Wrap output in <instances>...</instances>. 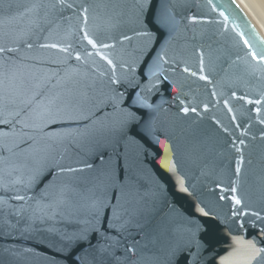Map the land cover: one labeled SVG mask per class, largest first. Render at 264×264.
Returning <instances> with one entry per match:
<instances>
[{
    "label": "water",
    "instance_id": "water-1",
    "mask_svg": "<svg viewBox=\"0 0 264 264\" xmlns=\"http://www.w3.org/2000/svg\"><path fill=\"white\" fill-rule=\"evenodd\" d=\"M0 47V264H264V38L235 0H0Z\"/></svg>",
    "mask_w": 264,
    "mask_h": 264
},
{
    "label": "bare ground",
    "instance_id": "bare-ground-1",
    "mask_svg": "<svg viewBox=\"0 0 264 264\" xmlns=\"http://www.w3.org/2000/svg\"><path fill=\"white\" fill-rule=\"evenodd\" d=\"M264 38V0H235Z\"/></svg>",
    "mask_w": 264,
    "mask_h": 264
},
{
    "label": "snow or ice",
    "instance_id": "snow-or-ice-1",
    "mask_svg": "<svg viewBox=\"0 0 264 264\" xmlns=\"http://www.w3.org/2000/svg\"><path fill=\"white\" fill-rule=\"evenodd\" d=\"M57 2L60 3V4H64L65 3V0H57ZM68 7H71V5H68ZM85 11H86V9H85ZM141 35H146V33H141ZM125 38L127 39V37H125ZM88 43L89 44H92L93 47H95V44L93 43L92 40H88ZM245 43H247V41H245ZM51 46L52 47H56V45H51ZM104 46L107 47V45H104ZM4 51H5V49L3 47H0V52H4ZM253 58L255 59V54H253ZM77 59H79V57H77ZM261 59L264 60V57H261ZM109 63H111V61H109ZM186 71H187V69H186ZM193 75H195V74L193 73ZM201 79H206V77H201ZM184 111L187 112L188 109H184ZM193 111H195V109H193ZM6 122L7 121H0V123H6ZM7 136H8V133L0 132V146L6 147V139H7ZM69 171H73V169H69ZM237 171H239V169H237ZM0 187H4V186L3 185H0ZM232 191H236V189L233 188ZM121 195H123V193H121ZM221 198L223 199V197H221ZM15 199H17V200H24L25 197L20 196V195H17L15 197ZM5 203H6V201H4L2 197H0V205L5 204ZM235 203L236 204H240L241 201L239 199H236L235 200ZM205 215H207V214L205 213ZM189 254H191V253H189Z\"/></svg>",
    "mask_w": 264,
    "mask_h": 264
}]
</instances>
